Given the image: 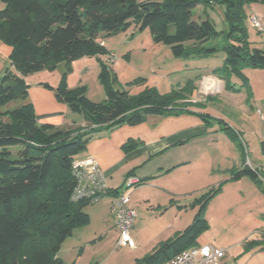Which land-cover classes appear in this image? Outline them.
<instances>
[{
    "label": "trees",
    "instance_id": "16d2710c",
    "mask_svg": "<svg viewBox=\"0 0 264 264\" xmlns=\"http://www.w3.org/2000/svg\"><path fill=\"white\" fill-rule=\"evenodd\" d=\"M0 1L4 3L0 38L12 47L9 58L14 67L0 77V264H66L58 256L62 243L89 222L85 207L92 201L73 200L71 195L76 185L73 162L92 138L125 123L139 124L150 114L190 113L201 107L200 102L188 100L196 88L192 79L167 93L146 87L130 94L114 87L112 70L102 60L103 100L89 98L84 85L69 88L66 76L73 61L110 54L99 39L125 30L134 21L140 29L149 27L155 38L171 42L177 57L211 54L218 48H206L204 42L220 35L209 17L194 18L193 9L219 4L225 6L232 33L223 46L227 54L224 64L212 74L220 77L218 73H223L224 87L231 90L235 89L233 76L246 82L244 69L264 67V50L249 48L245 27V6L264 0ZM186 40L193 42L188 45ZM62 62L67 70L60 84H41L72 113L82 115L84 125L65 127L46 121L47 116L37 115L28 100L30 84L25 77L44 69L53 71ZM142 81L139 77L130 84ZM12 100L22 104L6 107ZM139 144L129 140L123 147L129 151ZM218 190L211 189L198 199L199 210L182 233L134 264H165L181 251L199 245L198 237L207 228L203 218L206 204ZM120 192L117 189L112 194ZM258 246H264V239L246 241L244 251Z\"/></svg>",
    "mask_w": 264,
    "mask_h": 264
},
{
    "label": "crops",
    "instance_id": "0c3cea01",
    "mask_svg": "<svg viewBox=\"0 0 264 264\" xmlns=\"http://www.w3.org/2000/svg\"><path fill=\"white\" fill-rule=\"evenodd\" d=\"M3 7L4 3L0 1V9ZM196 8L197 20L208 17L207 6ZM221 8L225 9V6L221 5ZM245 9L259 13L264 27V3L254 2ZM105 47L112 53L106 41ZM11 51L12 47L0 38V59L9 63L7 68L14 70L9 58ZM105 58L107 60V55H95L73 61L72 71L78 69L80 74L77 85L83 84L90 73H96L99 78L100 61L107 62ZM46 71L50 70L25 77L30 84L28 100L36 114L47 116L46 121L59 126L84 125L82 115L72 113L65 103L57 100L52 90L41 84L48 82L57 86L56 82L43 76ZM244 71L248 77L246 82L237 76H233V80L245 90L236 86L231 90L224 87L221 92L208 94L198 101L201 107L194 108L197 112L150 114L139 124L125 123L109 132H101L77 155L76 159L92 156L97 160L108 187L103 197L109 196L111 206L112 193L117 189L126 191L128 175L141 180L131 195V204L137 212L133 227L135 247L126 246L142 251L150 241L151 250L139 258L182 233L199 210L201 200L198 199L207 191L218 188L206 204L203 218L207 228L199 235L198 243L222 247L225 255L219 264H264V246L244 251L246 241L264 239V67H249ZM208 72L212 73L203 72L190 79L197 87L198 78ZM67 85L71 88L75 84L67 81ZM195 91L196 88L193 95ZM225 92L244 93V105L240 108L247 115L245 120L226 121L204 111L210 100L227 95ZM87 95L91 98L88 90ZM237 104L233 103L234 106ZM252 111L258 115L255 130L248 127V124L253 126L250 121ZM129 140L140 144L125 151L123 146ZM145 224L150 225L148 233ZM169 263L170 260L165 264Z\"/></svg>",
    "mask_w": 264,
    "mask_h": 264
},
{
    "label": "rangeland",
    "instance_id": "374dc122",
    "mask_svg": "<svg viewBox=\"0 0 264 264\" xmlns=\"http://www.w3.org/2000/svg\"><path fill=\"white\" fill-rule=\"evenodd\" d=\"M137 1L143 2L146 0ZM196 13L197 8H194V18L197 17ZM248 13L249 11H247V15ZM225 14V9H222L219 4L207 6L206 16L211 19L214 30L220 35L211 37L208 41L204 42V47L206 48H218L216 51L207 55L177 57L173 53L170 45L171 42L165 39L155 38L149 27L140 29L134 21L125 30H121L112 35H105L104 39L115 56V63L111 64L106 58L105 60L107 62L102 61L107 64L108 69L112 70L114 87L124 88L130 94H138L146 87H155L161 93H167L172 88H176L181 83L183 84L190 80V78H197L196 76L198 74L207 71L213 72L216 68H220L224 64L227 56L223 46L230 42L227 35L229 36L232 33ZM245 27L248 35L249 48L251 50L255 48L264 50V27L262 31H259L251 26L247 20ZM192 42V40L185 41L188 45ZM8 66V62L0 59V77L3 76ZM66 70V64L62 62L55 70L44 72L45 74L43 76L52 82H56V85H59ZM220 73H218L220 77L225 76L223 73ZM209 74L212 73L208 72L202 76ZM202 76L198 78L197 85H199ZM139 77L143 79L142 82L130 84L131 81ZM79 79L80 74L78 69L77 72H68L66 76V82L71 81L72 84H75L71 88L84 85L92 100L101 101L104 99L103 89L105 88L102 87V82L96 76V73H90L83 84L77 85ZM232 82H235L233 77ZM235 86L238 89L242 87L241 85ZM242 88L245 90L244 86ZM225 93L227 95H218L214 97V100H210L204 111L211 112V114L217 115L226 121L236 122L245 120L247 115L240 108V106L244 105V93ZM194 97L203 100L205 96H197L195 91ZM233 103L238 104L234 106ZM21 104L22 101L20 100H12L6 107L15 108ZM250 121L253 126L248 124V127L251 130H255L258 126V115L256 111H252ZM125 190H128V193L132 195L134 186H126ZM110 206L111 200L109 196H105L85 207V212L89 215V222L86 225L76 228L73 234L65 239L58 252V256L66 264H134L136 258L143 256L151 250L152 243L150 241L142 251H139V248L131 250L126 246H117L118 231L114 226ZM149 226V224H145L147 233L150 228ZM132 233L136 240L135 230ZM144 241H147L146 238Z\"/></svg>",
    "mask_w": 264,
    "mask_h": 264
},
{
    "label": "built area",
    "instance_id": "2783aa9c",
    "mask_svg": "<svg viewBox=\"0 0 264 264\" xmlns=\"http://www.w3.org/2000/svg\"><path fill=\"white\" fill-rule=\"evenodd\" d=\"M247 21L251 26L259 31L263 30L261 15L255 11H250L247 15ZM101 45H105V39L98 40ZM114 54H108V60L111 64L115 63ZM224 80L214 74L204 75L196 87L197 96L215 94L223 89ZM192 102L201 101L192 96L188 99ZM73 172L76 178V185L73 189L71 198L73 200L88 199L96 202L101 199L108 191L105 175L92 156L75 159L73 162ZM141 180L133 175L126 179V186H135ZM112 215L114 217V226L118 231L117 246L135 247L133 237V227L136 221L137 212L131 204V195L128 190L121 191L113 196ZM225 250L222 247L213 244H199L189 249L183 250L174 256L169 264H219L224 257Z\"/></svg>",
    "mask_w": 264,
    "mask_h": 264
},
{
    "label": "water",
    "instance_id": "95a60500",
    "mask_svg": "<svg viewBox=\"0 0 264 264\" xmlns=\"http://www.w3.org/2000/svg\"><path fill=\"white\" fill-rule=\"evenodd\" d=\"M232 5H233V3H232ZM231 13H235L234 8L231 9ZM234 18H236V16H234Z\"/></svg>",
    "mask_w": 264,
    "mask_h": 264
}]
</instances>
